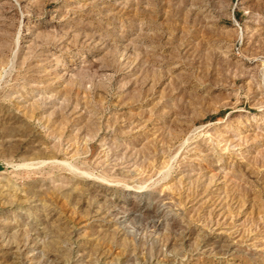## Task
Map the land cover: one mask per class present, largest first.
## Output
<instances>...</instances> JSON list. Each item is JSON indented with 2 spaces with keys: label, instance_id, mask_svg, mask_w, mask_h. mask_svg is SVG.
<instances>
[{
  "label": "rangeland",
  "instance_id": "1",
  "mask_svg": "<svg viewBox=\"0 0 264 264\" xmlns=\"http://www.w3.org/2000/svg\"><path fill=\"white\" fill-rule=\"evenodd\" d=\"M0 264H264V0H0Z\"/></svg>",
  "mask_w": 264,
  "mask_h": 264
},
{
  "label": "bare ground",
  "instance_id": "2",
  "mask_svg": "<svg viewBox=\"0 0 264 264\" xmlns=\"http://www.w3.org/2000/svg\"><path fill=\"white\" fill-rule=\"evenodd\" d=\"M36 103H37V102H36ZM63 160H64V159H63ZM65 163H66V162H65ZM68 164H69V162H68ZM71 164H72V163H71ZM71 164H70V165H71ZM27 166H28V165H27Z\"/></svg>",
  "mask_w": 264,
  "mask_h": 264
}]
</instances>
